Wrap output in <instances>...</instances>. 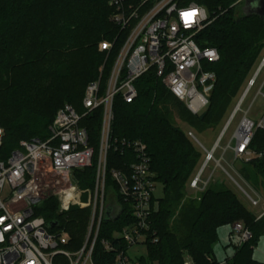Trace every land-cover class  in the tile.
<instances>
[{
    "label": "trees",
    "instance_id": "obj_1",
    "mask_svg": "<svg viewBox=\"0 0 264 264\" xmlns=\"http://www.w3.org/2000/svg\"><path fill=\"white\" fill-rule=\"evenodd\" d=\"M110 1L0 0V129L3 131L0 161L8 160L21 141L47 139L57 110L64 105L83 113L84 94L90 83L101 77L102 90L106 89L125 39L109 21L114 11ZM187 1L204 6L210 13L211 23L200 33L198 43L215 48L220 56L216 63L205 67L216 77L208 109L199 116L192 115L166 89L154 70L136 82L139 94L136 101L126 104L119 96L114 103L113 140L144 142L157 182L164 186L165 197L158 202L153 198L150 207L152 229L159 241L147 243L149 258L140 259L139 264H183L186 253L197 264H216L208 257L215 261L213 246L218 242L217 231L223 225L235 223L248 228L253 238L236 248L229 264H264L253 257L264 234V217L258 221L233 190L217 182L199 197L181 204L186 185L196 174L201 153L172 120L176 112L199 131L214 130L223 122L264 48V16L237 14L234 5L238 0ZM102 40L114 43L108 59L106 53L98 51ZM102 115L103 110L99 109L85 116L81 123L87 128L96 153L92 167L75 173L83 189L95 188ZM255 144L264 147V132L258 133ZM133 161L131 153L123 156L113 150L109 152L106 188L114 186L116 206L121 212L116 220L106 221L104 217L93 252L94 264H113L115 259L113 253L103 252L101 240L110 239L118 247H125L116 234L133 225L134 219L110 173L116 169L128 171ZM250 166L257 175H264V161H254ZM69 212L67 217L66 213L59 214L56 198L37 208L48 224L57 222L58 229H71L85 242L90 209L80 210L75 206ZM83 244H77L73 250Z\"/></svg>",
    "mask_w": 264,
    "mask_h": 264
},
{
    "label": "built area",
    "instance_id": "obj_2",
    "mask_svg": "<svg viewBox=\"0 0 264 264\" xmlns=\"http://www.w3.org/2000/svg\"><path fill=\"white\" fill-rule=\"evenodd\" d=\"M110 6L114 11L109 21L119 28L125 39L106 89L102 90L101 77L90 83L84 94L83 113L71 105H64L57 110L47 139L21 141L20 147L8 160L0 161V264H56L62 257L64 264H94L93 252L109 203L105 191L111 150L123 156L127 153L133 155L134 161L130 163L128 171L116 169L110 175L134 221L133 225L124 227L116 234L125 247H118L105 238L100 241L103 252L115 255L113 264H137L132 260L130 251L136 246H147L149 241H159L151 222L150 207L157 184L152 159L146 144L140 140H113L114 103L119 96L126 104L136 101L139 96L136 82L154 70L166 89L192 115L199 116L209 107L211 89L216 80L214 72L207 71L205 67L216 63L220 56L215 48L202 47L198 43L200 33L211 23L210 13L204 6L187 0H111ZM234 6L241 7L246 13L264 16V0H238ZM189 13L194 15L189 18L186 15ZM112 46L104 43L101 50L110 51ZM260 60L211 150L206 149L192 131L185 134L197 148L206 152L204 164L192 177L189 188L202 194L212 182H217L214 172L221 167L244 199L254 209H260L255 214L258 221L264 217V198L233 166V174L228 173L222 163L225 154L230 151L235 160L243 163L264 161V147L255 144L258 133L264 132V115L256 125L248 118L249 110L244 112L229 144L224 149L220 144L264 70V53ZM263 86L264 83L258 88L251 107H255L258 100L264 105ZM99 109L103 110V115L96 184L93 192L89 191V202L84 203L75 173L92 167L96 153L90 144L88 130L81 123L85 116ZM219 148L224 152L217 159L215 155ZM211 163H215L216 167L205 179L204 173ZM50 198L58 200L59 214L67 213L75 206L91 211L85 242L76 252L63 248L60 239L65 231L57 227L52 232L46 219L37 213V208ZM113 202L116 204L115 200ZM232 232L240 235L239 246L253 238V233L242 223H235ZM208 260L216 264H229L227 259L220 263L212 257H208ZM183 264L197 263L186 253Z\"/></svg>",
    "mask_w": 264,
    "mask_h": 264
},
{
    "label": "rangeland",
    "instance_id": "obj_3",
    "mask_svg": "<svg viewBox=\"0 0 264 264\" xmlns=\"http://www.w3.org/2000/svg\"><path fill=\"white\" fill-rule=\"evenodd\" d=\"M237 14H239L241 16L251 15L250 13L244 12V10L241 7L237 8ZM104 43H110V41H107V40L100 41L98 43V51L101 53H106L107 54L106 59H108L110 52L114 47V43L113 42L110 43V44H113L110 51H102L101 46ZM263 53H264V48L261 49V52H260L258 59H257V63L255 64V67L251 71L249 78H252L254 76L253 74L255 73V70L257 69L258 65L260 64V61H261L260 57ZM102 70H103V67L100 69V71H102ZM259 75L260 76L257 80V84H256L254 90H252L250 92L248 97L243 102L241 112L237 115L235 122L232 124V126L229 128V131L227 132L228 134L225 136L222 143L220 144L221 148L224 149L229 144V141L232 138L234 131L236 130L242 116L244 115V112L249 110L248 118H250L256 125L259 124L261 122V120L263 119L262 117L264 115V105H263V103H261V100H258L256 102L255 107H251V105H252L251 103L256 96V92H257V90H259L258 88H260L262 86V84L264 83V70ZM109 76H110V74H109ZM108 77L106 79H108ZM107 84H108V82H107ZM246 84L247 83L245 82L243 84V86L241 87V91L239 92L238 96L234 99L232 106L229 109L227 115L225 116L223 122L219 126H217L214 130L204 129V130L199 131L196 128H193L190 125H188L186 122H184L182 120V118L176 112H173L172 120L174 121L175 125L177 127H179L185 134L189 130L192 131L194 134H196L200 143H202L206 149L211 150L212 147L215 145L217 139L221 136V132L223 131L226 124L228 123V120H229L228 118L230 117V115L232 114L234 109L236 108L239 99L242 97V94L244 93L245 88H246ZM262 89H263L262 92L264 93V86ZM2 133H3V131L0 129V142H1ZM197 149L201 153V159L199 161V165H198L195 173H197L202 168V165L204 164L203 163L204 158L206 155V152L203 149H199V148H197ZM223 152H224V150L219 148L216 152L215 157L217 159L221 158ZM222 166L228 173L231 172L232 174H233V172L231 170V166H233L234 169L236 170V172L240 176H242L244 178V180H246L247 183L253 189H255L259 195L262 196V198H264V175H262L260 173H259V175H257L256 170L252 169L250 164L243 163L242 161H239V160H235V156H234L233 152L230 151L229 153L225 154ZM215 167H216V164L211 163L210 166L206 169L203 177L205 179H208L209 176L211 175V173L214 171ZM214 177H215L214 179L219 183V185H222L223 187H225L229 190H233V192L238 197L239 201L242 204H244V206L247 207L248 210L252 214L255 215V214L260 212V209H254L244 199L241 191L238 190L237 186L233 183V181L230 180L229 177L225 175V173L221 167H218L216 169V171L214 172ZM189 182L186 185V189L184 191L185 192V198L182 200L181 204H183L185 201H187L191 198L199 197L198 193L194 192L193 190H191L189 188ZM216 183L212 182L211 184L214 185ZM79 189L82 193L83 202L88 203L89 197H90L89 191L93 192L94 186H90L87 189H83L80 187V184H79ZM154 194H155L156 202L160 201L161 199H163L165 197L164 186H163L162 182H157ZM105 196L107 197V201L109 200V202H113L115 200L116 195H115V190H114L113 185L107 186L106 191H105ZM79 209L84 210L82 207H79ZM70 214H71L70 212H67L65 214V217L69 216ZM217 234L219 237L218 242L213 246L214 256H215L216 262L220 263L221 261H224L225 259L231 260L235 255L236 248L239 246V244L241 242L240 235L233 233L232 232V226H230V225L221 226L219 228V230L217 231ZM60 241L63 244V248H65L66 250L71 251V252H76V250H73V247H75L77 244L82 245L84 242L83 240H82L83 242L81 240H79L78 234H75L71 229L65 230L64 235L62 236ZM71 244H72V247L70 246ZM130 252H131L130 256H131L132 260L135 261L137 264H139L140 259H145L147 261L149 258V251H147L146 246H143V245L134 247V249H132ZM253 257L256 261H259L261 263L264 262V234L258 240L257 246H256L254 254H253ZM56 263L57 264H64L65 263L64 257L59 258ZM154 264H157V263L155 262Z\"/></svg>",
    "mask_w": 264,
    "mask_h": 264
},
{
    "label": "water",
    "instance_id": "obj_4",
    "mask_svg": "<svg viewBox=\"0 0 264 264\" xmlns=\"http://www.w3.org/2000/svg\"><path fill=\"white\" fill-rule=\"evenodd\" d=\"M105 210H106V215H105L106 221L116 220L121 212V209L118 206H116L114 202H109ZM48 227L56 228L58 227V223L57 222L49 223Z\"/></svg>",
    "mask_w": 264,
    "mask_h": 264
},
{
    "label": "snow or ice",
    "instance_id": "obj_5",
    "mask_svg": "<svg viewBox=\"0 0 264 264\" xmlns=\"http://www.w3.org/2000/svg\"><path fill=\"white\" fill-rule=\"evenodd\" d=\"M189 18L192 16V15H194V14H192V13H189V14H186Z\"/></svg>",
    "mask_w": 264,
    "mask_h": 264
},
{
    "label": "crops",
    "instance_id": "obj_6",
    "mask_svg": "<svg viewBox=\"0 0 264 264\" xmlns=\"http://www.w3.org/2000/svg\"><path fill=\"white\" fill-rule=\"evenodd\" d=\"M216 261V260H215Z\"/></svg>",
    "mask_w": 264,
    "mask_h": 264
}]
</instances>
